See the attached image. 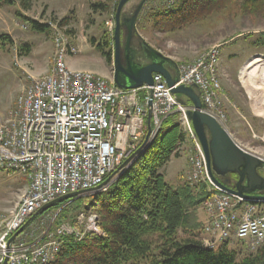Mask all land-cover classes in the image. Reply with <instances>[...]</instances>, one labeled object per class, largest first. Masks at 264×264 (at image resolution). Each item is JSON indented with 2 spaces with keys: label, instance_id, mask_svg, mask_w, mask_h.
<instances>
[{
  "label": "built area",
  "instance_id": "1",
  "mask_svg": "<svg viewBox=\"0 0 264 264\" xmlns=\"http://www.w3.org/2000/svg\"><path fill=\"white\" fill-rule=\"evenodd\" d=\"M178 0H150L147 5L173 8ZM55 53L53 67L32 77L8 114L0 112V168L27 180L17 204L0 211V264H49L68 236L78 238L76 225L51 228V211L33 220L12 242L11 237L43 206L57 198L81 192H106L111 184L151 144L166 118L178 115L193 142L189 155L187 185L206 182L211 190L201 204L207 221L196 238L207 248L241 242L247 252L264 245V198L247 199L218 187L211 179L204 148L187 112L193 108L172 92L160 73L153 85L139 89L119 87L89 69H72L69 55L79 52L53 22ZM25 28L28 24H23ZM112 29V23H110ZM220 45L192 61L179 63V84L195 85L205 104L204 111L223 126L229 120L219 75ZM152 101L151 107L149 102ZM151 110L152 132L149 130ZM130 162L110 182L122 164ZM84 217V215L82 216ZM88 231L106 235L101 218L88 221ZM75 240H78L76 239Z\"/></svg>",
  "mask_w": 264,
  "mask_h": 264
},
{
  "label": "rangeland",
  "instance_id": "2",
  "mask_svg": "<svg viewBox=\"0 0 264 264\" xmlns=\"http://www.w3.org/2000/svg\"><path fill=\"white\" fill-rule=\"evenodd\" d=\"M97 1L100 0H31V9L23 8L21 2L0 5V35L8 34L12 39V43L8 42L4 48L0 44V112L3 115L8 114L15 105L21 92L31 83L32 77L41 76L53 67V31L33 30L30 20L20 16L18 11L39 22H53L63 33L71 35L73 45L77 46L79 52L69 55L67 62L69 60L76 68L93 71L110 67L112 71L99 42L106 30L114 35L115 13L113 10L94 11L92 3ZM157 7L162 6L154 5V8ZM150 9H153L151 4L140 15L138 37L144 38L156 48L164 49L178 64L192 61L220 45L218 69L229 117L226 128L236 141L264 157V47L253 44L254 38L264 31V18L244 14L241 1H236L222 12H216L182 30L160 33L154 31L152 22L147 19ZM110 23L113 31L109 27ZM23 24H28V27L25 28ZM95 38L97 43L93 41ZM23 43L31 45L30 53L21 50ZM255 58L263 60L253 62ZM242 75L257 85L252 96L242 82ZM171 120L166 126L175 123L177 116H173ZM189 155L184 152L182 156H174V160L162 169L167 181L175 189L187 184ZM196 185L189 186L194 188ZM26 186L27 180L24 176L0 168V211L13 208ZM195 189L199 190L196 187ZM95 194L97 193L69 200L66 204L70 205L64 210L63 206L66 204L47 211H51L52 216L49 219L50 227L55 228L63 223L76 225L81 231L78 238L72 235L65 241L71 237L80 241L93 235L88 231L87 221L98 214L90 204L94 201ZM196 210L199 214L205 213L201 205ZM200 220L204 221L201 217ZM180 235L185 236L183 230H180ZM229 246L236 249L240 257L248 253L239 241L230 243ZM147 262L143 260L140 264H148Z\"/></svg>",
  "mask_w": 264,
  "mask_h": 264
},
{
  "label": "trees",
  "instance_id": "3",
  "mask_svg": "<svg viewBox=\"0 0 264 264\" xmlns=\"http://www.w3.org/2000/svg\"><path fill=\"white\" fill-rule=\"evenodd\" d=\"M140 1L130 0L123 14L133 13ZM236 1H241L244 14L264 18V0H179L173 8L153 7L147 19L152 22L155 32H175L222 12ZM17 2H21L23 8L31 9V0H0V5ZM119 2L100 0L92 3V8L103 12L113 10L116 14ZM17 13L30 20L33 30H50L48 23L30 19L20 11ZM93 41L97 43L96 38ZM8 42L12 43L8 34L0 35L3 48ZM112 44L113 36L106 30L99 46L109 64L113 58ZM253 44L264 47V31L254 38ZM20 48L25 53L32 50L28 43H23ZM179 98L191 104L187 97L181 95ZM173 116L178 120V115ZM168 118L143 153L108 191L95 194L90 203L100 215L106 235H88L80 241L69 238L57 258L49 264H140L143 260L148 264H264V245L240 257L229 244L210 249L196 238L204 224L196 209L212 192L206 182L197 184V191L187 184L175 189L167 181L162 169L174 156L180 155L179 149L188 139L179 121L165 125ZM67 202L58 203L54 208ZM68 205L70 203L63 206V210ZM42 213L38 216L45 214ZM180 230L185 236L180 235Z\"/></svg>",
  "mask_w": 264,
  "mask_h": 264
},
{
  "label": "water",
  "instance_id": "4",
  "mask_svg": "<svg viewBox=\"0 0 264 264\" xmlns=\"http://www.w3.org/2000/svg\"><path fill=\"white\" fill-rule=\"evenodd\" d=\"M129 1L120 0L115 14L113 36V77L115 83L124 89H139L145 85H153L155 73L162 74L175 95L179 97L183 95L191 101L193 108L187 112V115L204 148L208 172L212 181L218 187L247 199L264 198V175L260 173L261 169L264 170V157L236 141L225 126L214 116L204 111L205 104L197 91V86L177 85L180 81V70L178 63L172 57L164 54L142 37L139 45L134 44V33L139 34L137 23L148 0H141L133 14L124 17L123 9ZM125 26L128 27V33L123 37L122 28ZM151 105L152 101L149 102L150 107ZM151 119L150 110L149 130L143 146L150 139ZM129 162L130 160H126L106 182L108 183L116 177ZM230 174L238 176V181L234 187L229 186L221 179V177L225 178ZM85 192H72L43 206L11 237L10 242L35 220L39 213L54 208L58 203L73 200ZM3 264H7V260Z\"/></svg>",
  "mask_w": 264,
  "mask_h": 264
},
{
  "label": "crops",
  "instance_id": "5",
  "mask_svg": "<svg viewBox=\"0 0 264 264\" xmlns=\"http://www.w3.org/2000/svg\"><path fill=\"white\" fill-rule=\"evenodd\" d=\"M145 37V36H144ZM146 38V37H145ZM147 39V38H146ZM148 40V39H147ZM112 46H113V44H112ZM159 50H161L164 54H166V55H168L167 54V52L164 50V49H162V48H158ZM170 56V55H169ZM69 58V57H68ZM189 61V60H188ZM68 65L72 68V69H82V68H76L75 66H73L70 62H69V60H68ZM83 69H85V68H83ZM173 70V69H172ZM48 71H50V70H48ZM93 71H96V72H98V73H100V74H102V75H104V76H107V77H112L113 76V67H112V71L110 70V67H109V69H104V70H99V69H96V70H93ZM40 75V74H39ZM28 86V85H27ZM26 86V87H27ZM25 87V88H26ZM24 88V89H25ZM197 91H198V89H197ZM23 92V91H22ZM199 92V91H198ZM172 119V117L170 116L167 120H166V122H165V125H167L168 123H171V120ZM148 120H149V117H148ZM177 121H179L180 122V120H179V116H178V120ZM169 125V124H168ZM189 138V137H188ZM191 142L190 144H189V141ZM193 144V142H192V140L191 139H187V141L186 142H184L183 144H182V146L180 147V149H179V151H180V156H182V154L184 153V152H187V154L189 155L190 154V152H191V150H192V148H191V145ZM184 149V150H183ZM174 160V157L172 158V160L169 162V163H171L172 161ZM200 215V217H201V219H203L202 221H203V223L205 224L206 223V221H207V216H206V214L205 213H201V214H199ZM203 224V225H204Z\"/></svg>",
  "mask_w": 264,
  "mask_h": 264
},
{
  "label": "flooded vegetation",
  "instance_id": "6",
  "mask_svg": "<svg viewBox=\"0 0 264 264\" xmlns=\"http://www.w3.org/2000/svg\"><path fill=\"white\" fill-rule=\"evenodd\" d=\"M132 14H133V13L124 14L123 16H124V17H129V16H131ZM137 28H138V23H137ZM138 30H139V29H138ZM127 33H128V27L125 26V27L122 28V36H123V37L126 36ZM138 36H139V35L137 34V32H135V33H134V36H133V39H134V44H136V45H139L140 42H141V38H139ZM111 50H112L113 55H114V45H113V47H112ZM110 65L113 67V73H114V58H112V62H111ZM260 173H261L262 175H264V170L261 169V170H260ZM221 179H222L224 182H226V184H228L229 186L234 187L235 184H236V182L238 181V176H237L236 174H230V175H228V176L225 177V178L221 177Z\"/></svg>",
  "mask_w": 264,
  "mask_h": 264
},
{
  "label": "bare ground",
  "instance_id": "7",
  "mask_svg": "<svg viewBox=\"0 0 264 264\" xmlns=\"http://www.w3.org/2000/svg\"><path fill=\"white\" fill-rule=\"evenodd\" d=\"M261 60H263L262 58H260V59H256L255 58V61L253 60V62H258V61H261ZM252 62V61H251ZM250 62V63H251ZM242 82H243V84H244V86L246 87V89L248 90V92L251 94V96H252V93H253V91H254V89H256L257 88V85H256V83L254 82V81H250V80H248V79H245V76L244 75H242ZM253 98V97H252ZM256 108V110H258L259 111V113H260V109L256 106L255 107ZM261 114V113H260ZM45 213V212H44ZM43 214V213H42ZM39 217V216H38Z\"/></svg>",
  "mask_w": 264,
  "mask_h": 264
}]
</instances>
